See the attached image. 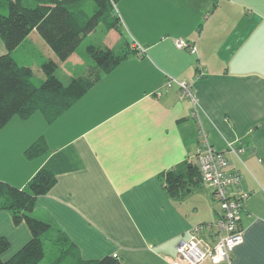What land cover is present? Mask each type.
I'll use <instances>...</instances> for the list:
<instances>
[{
    "label": "crops",
    "instance_id": "obj_1",
    "mask_svg": "<svg viewBox=\"0 0 264 264\" xmlns=\"http://www.w3.org/2000/svg\"><path fill=\"white\" fill-rule=\"evenodd\" d=\"M117 10L118 28L106 29L95 45L134 52L54 121L36 112L0 127V180L24 187L42 167L56 175L34 210L52 223L44 235L51 258L61 235L84 260L113 254L123 264H172L191 228L219 217L196 164L201 126L250 192L241 219L244 241L229 261L202 264H264V0H120ZM179 37L197 52L179 48ZM133 39L146 51L136 52ZM78 48L61 63L80 66L65 75L66 83L93 64ZM41 49L43 63L59 64L37 30L11 53L33 69L39 60L30 56ZM7 52L0 36V55ZM171 77L190 83L195 101L177 83L168 86ZM40 137L48 150L28 157ZM230 142L245 151L237 155ZM170 173L181 174L178 186H170ZM0 236L10 241L2 254L8 259L32 233L0 209Z\"/></svg>",
    "mask_w": 264,
    "mask_h": 264
},
{
    "label": "trees",
    "instance_id": "obj_2",
    "mask_svg": "<svg viewBox=\"0 0 264 264\" xmlns=\"http://www.w3.org/2000/svg\"><path fill=\"white\" fill-rule=\"evenodd\" d=\"M119 1L0 0V36L8 49L7 53L0 55V127L14 116L26 119L36 111H41L49 122L54 121L81 98L102 74L111 71L134 52L116 53L110 47L90 44L87 51L93 64L86 75L73 77L68 83L56 74L58 64L54 59L49 58L43 63L45 77L37 82L33 79V69L18 64L11 53L32 31L37 30L54 53L66 59L99 24L106 29L118 28L121 20L117 10ZM133 49L141 53L136 47ZM46 150V141L41 137L27 148L26 155L31 158ZM196 168L193 166L189 171ZM180 178L181 174L170 173V186H178ZM55 183L56 175L47 167L40 168L24 187L0 180V209H8L15 223L25 221L32 233L31 239L8 259H3L2 254L10 247V241L0 236V264H39L45 258L44 235L53 226L51 222L36 217L34 210L36 198L46 194ZM58 242L63 248V255L56 258L58 253L55 254L52 264L64 260H70L71 264H123L113 254L95 260L81 259L73 245L65 247L63 236H59Z\"/></svg>",
    "mask_w": 264,
    "mask_h": 264
},
{
    "label": "built area",
    "instance_id": "obj_3",
    "mask_svg": "<svg viewBox=\"0 0 264 264\" xmlns=\"http://www.w3.org/2000/svg\"><path fill=\"white\" fill-rule=\"evenodd\" d=\"M179 48H188L196 53L197 47L184 37L175 40ZM141 53L146 48L134 43ZM177 83L184 96L195 101L192 85L186 81L170 78L167 85ZM199 148L196 164L201 179L212 189L215 203L218 205L219 217L212 223H200L191 228L190 236L182 239L177 245V258L172 264H202L206 260L218 263L230 260L236 246L244 241V228L241 223L243 211L250 198V192L241 186L243 176L234 168L225 151L216 148L209 140L204 128L199 126ZM231 151L239 155L245 148L234 147L228 143ZM212 237L213 243L206 235Z\"/></svg>",
    "mask_w": 264,
    "mask_h": 264
},
{
    "label": "rangeland",
    "instance_id": "obj_4",
    "mask_svg": "<svg viewBox=\"0 0 264 264\" xmlns=\"http://www.w3.org/2000/svg\"><path fill=\"white\" fill-rule=\"evenodd\" d=\"M5 12H8V10H5ZM125 32L127 33L126 30H125ZM105 35H106V28L104 27L103 24H99L96 27V29L94 31H92V33L86 35L82 39L80 45L78 46L79 48H78L77 51H78L79 54H81V56H82L83 59L89 57V55L86 54V53H88V51H87L88 50L87 49L88 45L89 44H97L99 42H103ZM132 42L133 43H136L134 41V39L132 40ZM114 51L116 53H120L121 52L120 51V48H115ZM43 54H44V51L41 49V52L37 51L35 53H32L31 56H30V59H32V60H34V59L39 60V66H37V65L36 66H33V71H34V77H33V79L35 81H37V82L40 81L39 80L40 77L41 78H44L45 77V73H44L43 67H42V63L43 62L41 61V59L44 56ZM26 55L29 56L28 53ZM66 59H61L59 57H58V59H56V60H58V63H59L58 66H57L56 71L58 72V75L64 79V82H67V80H68L65 75H67L68 73L70 74V72H72V71L79 72V67H80L79 65H77L76 68H73L74 65L71 62V60L66 61V64H65V62L63 64H61L62 61L66 60ZM36 112H38L39 115H41V114L44 115L41 111H36ZM36 117H38V116L36 115ZM42 138H44V137H42ZM58 238H59V236H58ZM57 248H58V251H60V252H58V256H56V258H58L59 256L62 257L61 255H63V252H61V251H62L63 248H61V246H57ZM52 250L53 249L50 247V245L49 244H46V257L39 264H46L47 262H48V264H52L54 262L53 261L54 260V257L53 258L50 257V253H53ZM59 264H71V262H70V260H64V262H61Z\"/></svg>",
    "mask_w": 264,
    "mask_h": 264
}]
</instances>
